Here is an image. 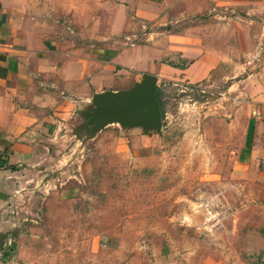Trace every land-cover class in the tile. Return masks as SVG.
<instances>
[{"label": "rangeland", "instance_id": "374dc122", "mask_svg": "<svg viewBox=\"0 0 264 264\" xmlns=\"http://www.w3.org/2000/svg\"><path fill=\"white\" fill-rule=\"evenodd\" d=\"M258 15L225 14L242 21L237 36L264 35ZM238 38L243 54L204 81L157 79L160 130L95 129L94 94L53 123L38 182L0 235V264H264V190L236 162L250 100L241 83L264 63V41L250 54ZM143 76L115 73L108 91Z\"/></svg>", "mask_w": 264, "mask_h": 264}, {"label": "crops", "instance_id": "0c3cea01", "mask_svg": "<svg viewBox=\"0 0 264 264\" xmlns=\"http://www.w3.org/2000/svg\"><path fill=\"white\" fill-rule=\"evenodd\" d=\"M262 12L264 0H0V235L38 182L53 123L110 90L115 73L195 84L243 54L237 37L262 52L264 35L237 36L242 21L225 16ZM241 84L250 100L236 162L264 190V63Z\"/></svg>", "mask_w": 264, "mask_h": 264}, {"label": "water", "instance_id": "95a60500", "mask_svg": "<svg viewBox=\"0 0 264 264\" xmlns=\"http://www.w3.org/2000/svg\"><path fill=\"white\" fill-rule=\"evenodd\" d=\"M156 80L151 75H144L127 91H103L95 94L90 111V124L95 129L112 122H120L127 127L143 126L146 131L160 130L161 112L155 98Z\"/></svg>", "mask_w": 264, "mask_h": 264}, {"label": "trees", "instance_id": "16d2710c", "mask_svg": "<svg viewBox=\"0 0 264 264\" xmlns=\"http://www.w3.org/2000/svg\"><path fill=\"white\" fill-rule=\"evenodd\" d=\"M154 95H155V98H156V100H157V102H158V106H159V108L161 109V107H160V102H159V98H158V95H159V89H158L157 86H155V92H154Z\"/></svg>", "mask_w": 264, "mask_h": 264}]
</instances>
